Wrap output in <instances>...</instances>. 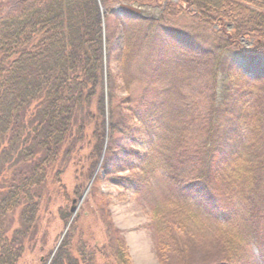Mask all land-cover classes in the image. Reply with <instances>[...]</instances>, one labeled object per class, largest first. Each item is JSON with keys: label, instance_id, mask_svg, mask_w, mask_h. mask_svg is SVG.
I'll list each match as a JSON object with an SVG mask.
<instances>
[{"label": "trees", "instance_id": "16d2710c", "mask_svg": "<svg viewBox=\"0 0 264 264\" xmlns=\"http://www.w3.org/2000/svg\"><path fill=\"white\" fill-rule=\"evenodd\" d=\"M116 2L160 7L161 18L155 20L131 17V13L120 18L135 19L144 27V32L133 30L139 33L137 41L163 56L166 34L172 32L183 50L213 67L216 89L213 84L210 126L195 147L183 134L173 141L166 137L165 111L157 100L142 96L136 106L130 105L128 114L135 122L130 132L142 139L143 150L139 153L120 143L118 151L125 163L115 171L144 168L156 152L181 196L225 216L232 207L225 173L236 163L243 174L255 169L237 159V153L246 143L247 150L252 148L253 139H245L251 120L247 113L253 109L257 114L258 109L250 105V91L234 97L238 86L233 71L264 79V0H8V9L0 10V264H19L27 250L47 241L40 227L42 206L55 191L69 199L65 184L60 183L71 163L85 181L96 172L105 130L100 6ZM178 11L194 15L199 26L213 28L216 37L199 39L188 32L170 31L164 22ZM242 39L253 44L247 47ZM113 81L116 86L119 80ZM220 106L226 109L224 114L217 110ZM117 120L113 119V132L120 131L118 123L123 120ZM259 130L264 145V130ZM188 168L191 174H184ZM154 170L146 168L149 173ZM116 179L121 186L133 183L129 177ZM260 205L264 206L263 198ZM62 209L58 207L59 216ZM113 229L111 225L106 229L107 243L101 253L88 252L91 240L82 235L75 243L73 233L63 240L52 264H132L125 240Z\"/></svg>", "mask_w": 264, "mask_h": 264}, {"label": "rangeland", "instance_id": "374dc122", "mask_svg": "<svg viewBox=\"0 0 264 264\" xmlns=\"http://www.w3.org/2000/svg\"><path fill=\"white\" fill-rule=\"evenodd\" d=\"M123 4L129 3L100 6L103 8L105 130L96 172L85 181L81 170L73 168L71 163L60 183L65 184L69 201L62 193L53 192L52 200L42 206L40 214V227L46 232L47 241L27 250L19 264H52L56 253L51 260L50 257L55 248L73 233L75 243L82 235L87 241L91 240L88 252L101 253L110 225L125 240L132 264H264V206L260 205L264 199V145L260 144L258 135L259 129L264 130V79L255 78L244 70L233 71L238 86L233 90L234 97L250 91V105L258 109L257 114L253 109L247 113L251 120L245 139H253L252 148L247 150L246 143L245 149L237 153V159L255 169L243 174L241 166H236L240 163H236L225 173L223 182L232 202L225 216L181 196L176 181L160 166V155L156 152L152 154V162L144 164V168L115 171L125 163L118 151L120 143H127V147L142 153V139L130 132L135 122L128 114L130 105L136 106L142 96H150L163 106L162 125L170 141L183 134V139L192 147L200 145L210 126L213 75L216 77L215 70L213 73V67L203 57L183 50L174 41L172 32L166 34L169 40L164 56L154 47L143 46V42L137 41L139 33L133 30L142 31L144 27L137 25L135 19L125 21L120 17L131 13V17L155 20L161 18V8L130 4L139 9L138 15L124 9ZM8 7V0H0V10ZM164 23L170 31L188 32L200 36L199 39L216 37L213 28L200 27L194 15L181 14V11ZM242 41L247 47L253 44L246 39ZM113 80H119L116 86ZM214 87L216 89V85ZM230 104L233 105L232 99ZM217 110L224 114L226 109L220 106ZM113 119H118L117 123L123 120L118 123V132H113ZM83 163H87L86 158ZM145 167H155V170L149 173ZM191 172L188 168L184 174ZM123 176L129 177L132 185H118L116 178ZM84 181L85 187H82ZM59 206H63L62 216L57 213ZM253 218L258 225L253 223Z\"/></svg>", "mask_w": 264, "mask_h": 264}, {"label": "water", "instance_id": "95a60500", "mask_svg": "<svg viewBox=\"0 0 264 264\" xmlns=\"http://www.w3.org/2000/svg\"><path fill=\"white\" fill-rule=\"evenodd\" d=\"M122 7H123L124 9H127V10H129V11H132V12L137 13L138 15H140V11H139V9L134 8V7H133L132 5H130V4H123ZM101 10H102V12H103V8H102V7H101ZM103 154H104V153H103ZM93 180H94V178L92 179L91 183H90L89 186L87 187V189H86V191H85V193H84V196L88 193L89 188H90L91 184L93 183ZM58 247H59V245L55 248L54 252L52 253V255H51V257H50V260L52 259V257H53L54 254L56 253ZM50 260H49V262H50Z\"/></svg>", "mask_w": 264, "mask_h": 264}]
</instances>
